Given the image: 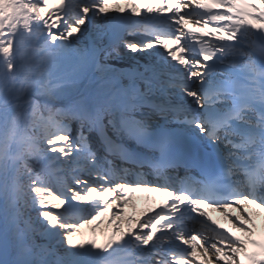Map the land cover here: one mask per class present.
<instances>
[{"label": "snow or ice", "instance_id": "1", "mask_svg": "<svg viewBox=\"0 0 264 264\" xmlns=\"http://www.w3.org/2000/svg\"><path fill=\"white\" fill-rule=\"evenodd\" d=\"M137 190L168 200L126 218ZM252 207L264 0H0V264H264Z\"/></svg>", "mask_w": 264, "mask_h": 264}, {"label": "bare ground", "instance_id": "2", "mask_svg": "<svg viewBox=\"0 0 264 264\" xmlns=\"http://www.w3.org/2000/svg\"><path fill=\"white\" fill-rule=\"evenodd\" d=\"M142 214V213H141ZM140 213H138V211H136V209L133 207H128L124 209V215L125 217H129V216H134L136 218L140 217L141 215ZM109 221H111V224L109 223ZM117 221L113 218L112 213L110 215H105L100 217V220L97 223H91L92 225V230L94 231L95 237L97 238L99 236V232L100 231H109L112 227L114 228V230H116V226H117ZM125 227V230H127V225L124 224L123 225ZM134 227V225H133ZM76 238V236L74 237V239ZM215 259V257H213V260Z\"/></svg>", "mask_w": 264, "mask_h": 264}, {"label": "rangeland", "instance_id": "3", "mask_svg": "<svg viewBox=\"0 0 264 264\" xmlns=\"http://www.w3.org/2000/svg\"><path fill=\"white\" fill-rule=\"evenodd\" d=\"M95 223H97V222H95ZM110 232H111V230H110ZM111 233H109L108 235L104 236L103 235V231H100L99 232V237L96 238L94 236L95 234H94V231L92 230V227L87 224L85 227L80 229V231H79V233L77 235V239L74 240V243H82V242H86L89 239H96L97 243H99L102 246L103 243L108 239V237H109V235Z\"/></svg>", "mask_w": 264, "mask_h": 264}]
</instances>
